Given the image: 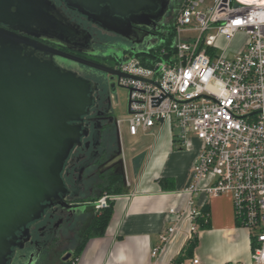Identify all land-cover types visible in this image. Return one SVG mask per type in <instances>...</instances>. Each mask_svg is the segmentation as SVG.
Masks as SVG:
<instances>
[{
	"label": "built area",
	"instance_id": "obj_1",
	"mask_svg": "<svg viewBox=\"0 0 264 264\" xmlns=\"http://www.w3.org/2000/svg\"><path fill=\"white\" fill-rule=\"evenodd\" d=\"M176 2L172 26L140 52H127L118 68L130 114L117 124L125 123L134 136L168 122L181 145L200 142L184 190L188 218L200 215L192 196H230L238 225L252 234L253 264H264V0ZM184 30L196 32L195 38H180ZM239 34L244 40L232 51ZM115 197L105 195L96 208ZM170 213L181 217L175 209ZM177 229L163 230L161 247L151 252L154 264Z\"/></svg>",
	"mask_w": 264,
	"mask_h": 264
},
{
	"label": "water",
	"instance_id": "obj_2",
	"mask_svg": "<svg viewBox=\"0 0 264 264\" xmlns=\"http://www.w3.org/2000/svg\"><path fill=\"white\" fill-rule=\"evenodd\" d=\"M62 1L121 37L135 27L147 26L155 19L151 14L160 3ZM162 3L164 11L167 0ZM48 4L45 0H0V264H7L17 245L16 232L23 228L27 235L26 226L40 217L43 203L64 192L62 167L80 142L78 123L92 103L88 81L25 51L24 47L29 46L42 52L47 47L21 34L40 38L46 33L67 31L50 15ZM52 54L68 57L59 52ZM77 61L103 69L88 61ZM118 76L125 77L122 73ZM129 104L128 99V115Z\"/></svg>",
	"mask_w": 264,
	"mask_h": 264
},
{
	"label": "flooded vegetation",
	"instance_id": "obj_3",
	"mask_svg": "<svg viewBox=\"0 0 264 264\" xmlns=\"http://www.w3.org/2000/svg\"><path fill=\"white\" fill-rule=\"evenodd\" d=\"M45 1L49 3L50 15L67 31L56 35L46 33L40 38L21 34L31 42L47 47L43 52L30 46L24 47L25 51L88 81L92 103L78 123L81 126L80 142L71 149L62 167L64 192L43 203L40 217L27 224V235L23 234V228L16 232L17 245L12 248L7 264H67L100 215L101 210L96 208L98 197L127 185L123 126L117 124L112 107L116 89H125L118 83L122 78L118 76L122 73L118 68L127 52H140L153 38L172 26L177 4L176 0H167L163 11L164 0H160L158 9L151 14L155 19L121 37L80 15L62 0ZM50 50L71 58L53 55ZM77 59L100 65L103 69L84 65Z\"/></svg>",
	"mask_w": 264,
	"mask_h": 264
},
{
	"label": "crops",
	"instance_id": "obj_4",
	"mask_svg": "<svg viewBox=\"0 0 264 264\" xmlns=\"http://www.w3.org/2000/svg\"><path fill=\"white\" fill-rule=\"evenodd\" d=\"M138 136L145 138L125 148L127 185L112 200L105 234L88 239L74 264H154L152 250L161 247L163 230L175 224L176 237L165 246L159 264H176L191 236L196 247L190 259L180 264H192L193 257L201 264H253L252 234L238 225L230 196H192L200 215L188 218L189 194L184 190L200 142L191 138L181 145L177 130L168 122L129 138ZM172 209L181 215L179 220L170 213Z\"/></svg>",
	"mask_w": 264,
	"mask_h": 264
},
{
	"label": "rangeland",
	"instance_id": "obj_5",
	"mask_svg": "<svg viewBox=\"0 0 264 264\" xmlns=\"http://www.w3.org/2000/svg\"><path fill=\"white\" fill-rule=\"evenodd\" d=\"M208 5L212 4V0H207ZM196 32H189V31H182L180 34V38L182 39H188V38H195ZM244 36L239 34L237 35L236 39L232 43L231 50L237 51V47L243 42ZM121 55V54H120ZM122 57V55L120 56ZM113 111H114V116L117 120H122L125 122L128 118V110H127V104H128V91L123 88H117L116 92L113 94ZM177 129L175 128V131ZM122 138L124 140V145L126 150L130 148V146L134 143L135 145L139 144L141 140L144 138L138 136L136 138H129V136L126 133V124L123 123V129H122ZM107 196H112V194H108Z\"/></svg>",
	"mask_w": 264,
	"mask_h": 264
},
{
	"label": "trees",
	"instance_id": "obj_6",
	"mask_svg": "<svg viewBox=\"0 0 264 264\" xmlns=\"http://www.w3.org/2000/svg\"><path fill=\"white\" fill-rule=\"evenodd\" d=\"M121 191H122V187H118L114 192H111L109 194L118 195V193ZM98 198H101V197H98ZM112 204H113V201H109L107 207H105V209L101 210L99 217L93 221V224H92L91 230L88 234V237L75 250L76 252L74 254V257L71 260H69L67 262V264H72V260L75 258H78V256L80 255V252L82 251L83 246L85 245V242L88 239L92 238L93 236H103L105 234L106 228L110 222L109 220L112 216V210H113ZM202 213H205L204 209H202L201 214ZM202 222H203V220H202ZM195 244H196V238L193 237L185 245L186 247H185L184 255H183V257L181 256V257L177 258L176 264H180V263L184 262V260L190 259V257L192 256V252H193L194 248L196 247Z\"/></svg>",
	"mask_w": 264,
	"mask_h": 264
}]
</instances>
